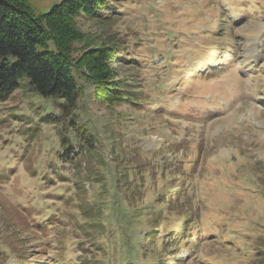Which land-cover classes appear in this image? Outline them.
Returning <instances> with one entry per match:
<instances>
[{"label":"rangeland","instance_id":"374dc122","mask_svg":"<svg viewBox=\"0 0 264 264\" xmlns=\"http://www.w3.org/2000/svg\"><path fill=\"white\" fill-rule=\"evenodd\" d=\"M119 8L80 30L129 47L113 68L153 108L78 77L90 149L28 83L0 104V264H264V0Z\"/></svg>","mask_w":264,"mask_h":264},{"label":"trees","instance_id":"16d2710c","mask_svg":"<svg viewBox=\"0 0 264 264\" xmlns=\"http://www.w3.org/2000/svg\"><path fill=\"white\" fill-rule=\"evenodd\" d=\"M119 2L62 0L50 12L36 15L27 0H0V104L28 83L40 98L63 101L61 118L90 149L92 135L74 113L84 92L78 77L94 86L95 98L103 103H129L142 110L151 105L145 109L151 110L154 99L144 102L131 80L119 78L113 68L126 58L129 47L107 37L90 39L79 27L83 19L110 22L120 10ZM76 43L82 47L78 57ZM62 145V158L78 160L67 137ZM147 244L148 240L143 248Z\"/></svg>","mask_w":264,"mask_h":264}]
</instances>
